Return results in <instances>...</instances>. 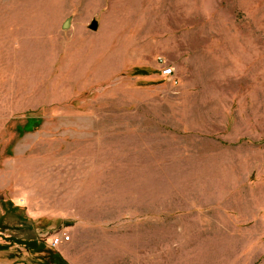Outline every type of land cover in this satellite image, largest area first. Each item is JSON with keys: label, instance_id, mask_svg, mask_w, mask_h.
<instances>
[{"label": "rangeland", "instance_id": "374dc122", "mask_svg": "<svg viewBox=\"0 0 264 264\" xmlns=\"http://www.w3.org/2000/svg\"><path fill=\"white\" fill-rule=\"evenodd\" d=\"M52 254L264 264V0H0V264Z\"/></svg>", "mask_w": 264, "mask_h": 264}, {"label": "built area", "instance_id": "2783aa9c", "mask_svg": "<svg viewBox=\"0 0 264 264\" xmlns=\"http://www.w3.org/2000/svg\"><path fill=\"white\" fill-rule=\"evenodd\" d=\"M171 75V70L170 69H164L163 71H162V76H164V77H169ZM64 241H68V239H67V237H64V239L63 238H55L53 241H52V246H57V245H59L60 243H62V242H64Z\"/></svg>", "mask_w": 264, "mask_h": 264}, {"label": "trees", "instance_id": "16d2710c", "mask_svg": "<svg viewBox=\"0 0 264 264\" xmlns=\"http://www.w3.org/2000/svg\"><path fill=\"white\" fill-rule=\"evenodd\" d=\"M31 251L33 249V247L37 246L35 243L31 244ZM34 250V249H33ZM41 249H37V252H39ZM52 262L50 264H67L63 259H61L59 256H57L56 254H52V258H51ZM47 264V263H46Z\"/></svg>", "mask_w": 264, "mask_h": 264}, {"label": "water", "instance_id": "95a60500", "mask_svg": "<svg viewBox=\"0 0 264 264\" xmlns=\"http://www.w3.org/2000/svg\"><path fill=\"white\" fill-rule=\"evenodd\" d=\"M68 27H69V22L66 21V22L64 23V25L62 26V28H63V29H68ZM96 29H97V27H96L95 23H93L92 26L90 27V30H91V31H96Z\"/></svg>", "mask_w": 264, "mask_h": 264}]
</instances>
